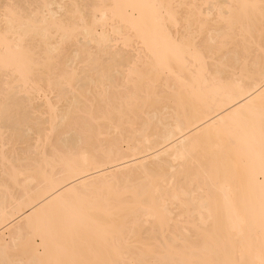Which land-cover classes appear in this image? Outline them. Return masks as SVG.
<instances>
[{
  "label": "bare ground",
  "instance_id": "6f19581e",
  "mask_svg": "<svg viewBox=\"0 0 264 264\" xmlns=\"http://www.w3.org/2000/svg\"><path fill=\"white\" fill-rule=\"evenodd\" d=\"M0 264H264V0H0Z\"/></svg>",
  "mask_w": 264,
  "mask_h": 264
}]
</instances>
